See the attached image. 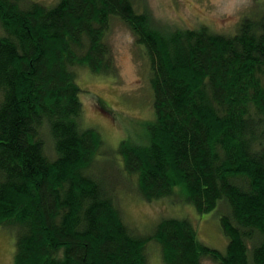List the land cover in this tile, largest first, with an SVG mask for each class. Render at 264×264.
<instances>
[{
	"label": "trees",
	"instance_id": "16d2710c",
	"mask_svg": "<svg viewBox=\"0 0 264 264\" xmlns=\"http://www.w3.org/2000/svg\"><path fill=\"white\" fill-rule=\"evenodd\" d=\"M115 20L147 61L153 119L144 144L111 155L81 123L76 70L116 74ZM115 175L199 215L225 203L226 252L187 219L136 235L110 194ZM0 227L15 236L13 264H146L152 241L164 264H264V11L222 35L163 28L134 0H0Z\"/></svg>",
	"mask_w": 264,
	"mask_h": 264
},
{
	"label": "rangeland",
	"instance_id": "374dc122",
	"mask_svg": "<svg viewBox=\"0 0 264 264\" xmlns=\"http://www.w3.org/2000/svg\"><path fill=\"white\" fill-rule=\"evenodd\" d=\"M52 6L58 0H34ZM138 12L146 10L163 28L192 30L206 27L216 34L235 33L241 19L264 11V0H134ZM116 74H92L77 68V83L84 90L81 96L84 128H94L105 143L106 154L114 155L121 141L144 144V129L152 120V93L148 83V64L130 30L119 20L113 21L108 34ZM49 145V143H48ZM49 148V146H47ZM51 154L50 151H47ZM98 157L99 172L107 170L109 156ZM96 174V173H95ZM111 176L110 194L119 208L124 222L138 236H150L158 223L165 219H187L195 227L198 240L221 253L228 244L219 218L228 215L225 203L217 211L199 215L194 208L180 201L144 200L133 181ZM104 185V184H103ZM15 236L0 227V264H13ZM146 264H164L156 242L146 247ZM201 264H216L203 259Z\"/></svg>",
	"mask_w": 264,
	"mask_h": 264
}]
</instances>
